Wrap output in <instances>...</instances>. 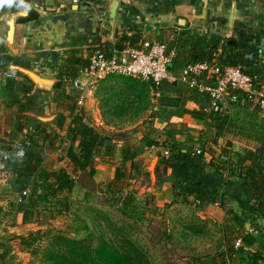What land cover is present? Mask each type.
Segmentation results:
<instances>
[{"label":"crops","instance_id":"crops-1","mask_svg":"<svg viewBox=\"0 0 264 264\" xmlns=\"http://www.w3.org/2000/svg\"><path fill=\"white\" fill-rule=\"evenodd\" d=\"M115 1L118 2L116 14L111 18L109 10ZM30 11H35L37 17L17 21V17ZM11 17L14 33L10 42L7 32ZM121 31L136 32L145 40L163 41L174 48L176 75H180L183 65L190 61L194 39L198 41L202 61H207L204 52L213 42L228 38H235L242 47L258 48L264 57V0H105L101 3L94 0H0V264H23L28 260L31 256L23 258V253H33V248L25 242L27 235H34L44 222L36 215L29 217L25 211L27 203L21 195L29 188L22 191L7 165V157L13 154L19 163L24 151L31 147L32 136L39 139L44 149L42 167L58 170L72 165L67 152L70 146L76 148L79 137L74 138L69 129L71 119L76 111L82 115L100 113L95 100L90 104L93 97L88 94L91 95L98 82H107L109 86L116 77L95 80L87 71H81L75 77L79 87H75L74 79L60 80L59 63L68 51L77 50L80 54L84 48L98 42L113 48L116 33ZM212 64L215 63H210L205 75L214 74ZM25 69L36 72L48 82L34 81ZM175 84L167 83L159 92L154 91L148 108L128 125L132 128L130 132L138 156L150 162L148 169L155 177V194L164 186V197L172 199V189L167 186H173L176 176L171 168L167 169L165 177L154 173L162 147L148 144L136 135L143 128L148 138L159 141L168 134L164 126L169 124L178 130L170 136L182 150L203 152L201 175L210 177L218 192L226 193V207L239 214V220H230L229 224L243 229L248 237L238 239L236 244L244 254L253 251L264 254V219L256 211L241 207L232 197L245 198L240 177L227 175L226 171L218 173L205 164L211 157L231 158L229 152L239 153L240 163H246L248 153L257 143L232 129L223 130L216 138V128L202 96L192 93L184 82ZM62 88L69 90L72 96L62 95ZM226 108L230 111V106ZM39 125L49 133L46 139L40 138ZM81 130V124L75 128L77 136ZM96 171L101 177L107 172L108 179L114 175V167L108 170L98 167ZM30 180L36 181L37 176ZM204 206L200 212L208 209L225 215V210L216 203ZM223 240L222 236L216 240V247L222 248Z\"/></svg>","mask_w":264,"mask_h":264},{"label":"trees","instance_id":"trees-1","mask_svg":"<svg viewBox=\"0 0 264 264\" xmlns=\"http://www.w3.org/2000/svg\"><path fill=\"white\" fill-rule=\"evenodd\" d=\"M27 1V0H24ZM95 2H104L105 0H94ZM20 2L18 5L20 6ZM37 17L35 11H30L25 16L17 17V21L25 22ZM145 39L136 32H118L116 33L114 47L121 50L126 47H141ZM92 42V41H91ZM94 45V44H93ZM94 48H100L107 55L111 54V49L105 43L98 42L94 46L84 48L80 54L77 50L68 51L65 57H62L59 63L58 77L62 79H75L81 71H87L90 64V55ZM219 49V50H218ZM218 51V52H217ZM207 62L220 63L228 66H237L242 73L250 76L253 80V86L264 91V57L260 54L258 48L253 46L242 47L236 43L235 38L224 39L219 42H213L209 49L204 52ZM202 53H199L198 41L194 39L190 50V62L202 61ZM115 81L120 85L111 84L107 86V95L99 96L100 109L105 115L113 118L133 120L141 111L148 108L150 97L155 89L150 81L139 77L115 75ZM105 76V77H107ZM71 80V81H72ZM176 86L175 83H172ZM233 90H238L231 88ZM62 95L72 96L65 88H62ZM242 97L238 96L236 101H230V111L227 108L220 111H209V117L216 128V138L223 130L232 129L239 135L245 136L257 143L254 150L248 153L246 159L248 162H232L231 158H223V164L218 165L215 159L211 157L205 164L218 173L227 172V175L240 177L245 192V198L232 195L233 198L243 208L256 211L264 219V119L260 118L261 110L258 105V97H255V103L252 107L242 104ZM241 108L231 113L232 109ZM82 125V130L77 136L75 128ZM70 130L73 137L78 138L76 148L70 146L67 152L68 158L72 161L73 170H85L91 165L95 156H100V162L114 166V175L106 181V188L115 195L130 185L133 168H140L137 162V151L135 145L128 139L124 132H115L108 134L97 131L91 124H85L78 111L73 115L70 122ZM168 134L161 140L151 139L148 144L160 145L168 149L165 155L162 151L159 153L157 163L154 167V173L160 176H167V169L171 168L176 176V182L184 189L181 197L183 201L191 204L189 197L192 196L198 201L197 207H202L207 203H216L225 210L228 216L227 222L222 228L223 247L212 254L198 261L197 264H262L264 254L259 251H253L251 254H244L242 248L236 244L237 240H247L243 229L234 228L228 220L237 222L239 214L226 207V193L216 190L214 181L210 177H204L201 173V159L203 152L197 149L184 151L170 136L178 131L169 124L164 126ZM38 134L46 139L49 133L45 127H38ZM122 139L120 144L119 157L115 159L117 151V141ZM216 140V139H214ZM31 147L24 151L23 158L17 162L15 155L7 157V165L10 166L14 179L20 184L22 191L29 188L21 197L26 201V212L29 217L36 215V218L42 220L40 216L44 204L50 206L49 213L46 215L52 218L56 213L69 208V195L75 186V180L72 177V171L60 167L58 170H48L42 167L43 147L38 138L30 137ZM224 151L227 152L225 148ZM230 156V155H229ZM203 169V168H202ZM204 170V169H203ZM93 174V172H92ZM37 176V180L32 182L30 177ZM175 182V183H176ZM213 184V185H211ZM121 200V196H115L110 202L112 205ZM43 204V208L40 205ZM126 203L124 198L119 206L122 212L125 210ZM259 228V227H258ZM261 230V229H260ZM263 231V230H262ZM39 231L35 232V235ZM264 235V232H262ZM113 242V241H112ZM109 242L101 239L98 245H91L86 238L70 237L62 230H58L50 238V247L47 251V259L51 264H151L147 252L142 246L130 238L121 242ZM30 245L29 243H27ZM35 253L36 250L33 249Z\"/></svg>","mask_w":264,"mask_h":264},{"label":"rangeland","instance_id":"rangeland-1","mask_svg":"<svg viewBox=\"0 0 264 264\" xmlns=\"http://www.w3.org/2000/svg\"><path fill=\"white\" fill-rule=\"evenodd\" d=\"M210 77L215 78V75H210ZM106 83L98 82L92 89L91 95L88 94L93 97V100L89 99L90 104L95 100L94 105L100 107L99 96L104 97L108 93V84ZM111 84L120 85L115 80ZM229 92L241 96L242 104L247 106L254 104L257 99L255 97L260 96L256 92L247 93L231 88ZM227 101V107H229L230 101L229 99ZM258 105L261 110L258 119L261 120L260 118L264 119V108L259 101ZM236 110L242 109L234 108L231 113ZM99 112L94 115L87 113L84 116L79 111L85 124H91L97 131L108 134L124 132L136 148L133 134L130 132L132 128L128 126L136 118L120 120L109 115L104 116L101 109ZM235 130L237 129L235 128ZM145 132V129L140 128L136 137L147 142L149 138L144 134ZM116 141L118 148L115 159L119 157L118 152L123 140ZM229 155L232 156V162H236V159L239 162L241 159L238 158L239 153L229 152ZM223 158L218 157L215 159V163L222 165L225 160ZM137 162L140 168L132 169L130 185L119 195L107 190L105 183L109 180L107 172L104 171L103 177H101V174L96 171L98 167H104L106 170L108 167H114L110 163L100 162V156H95L91 165L85 170H73V165L65 166L70 173L74 171L72 177L75 180V186L68 197L69 208L48 218L46 215L49 213L50 206L44 204L43 208V204L40 205L43 210H46L40 214L44 220L40 227L42 231L39 230L36 235H27L25 241L36 252L23 253V258L31 256L28 260L25 259L23 264H51L47 259V251L51 246L50 238L58 230H62L70 237L86 238L91 245H98L101 239L118 243L130 238L144 248L151 264H197L198 261L205 259L207 254L210 255L217 251L220 246L216 247L218 243L216 240L222 236L221 228L227 222L228 216L208 209L205 212H200L205 209V206L197 207L198 201L192 196L189 197L191 204L183 201L181 197L185 192L178 182L173 183V186H167L172 189V199L164 197L166 191L164 186L160 187L156 195L154 192V190L156 191L154 189L155 177L148 169L150 162L146 159L144 161L143 157L138 156V153ZM115 196H121V200L112 205L110 202ZM123 198L127 204L125 207L127 213L119 209ZM219 223L220 225H218ZM31 249L29 248V250Z\"/></svg>","mask_w":264,"mask_h":264},{"label":"built area","instance_id":"built-area-1","mask_svg":"<svg viewBox=\"0 0 264 264\" xmlns=\"http://www.w3.org/2000/svg\"><path fill=\"white\" fill-rule=\"evenodd\" d=\"M175 50L167 43L157 40H145L141 47H126L121 50L113 47L107 55L100 48H94L90 55L87 70L91 79L103 78L110 74L139 77L150 81L155 92H159L167 83L184 82L192 93L202 96L205 108L220 111L229 101H236L238 96L230 94V88L244 92H256L258 101L264 108V91L253 86L250 76L242 73L237 66L212 64L215 78L205 75L210 67L207 61L186 62L176 75L173 68ZM73 86L79 87L75 78ZM199 151V149H197ZM167 155L168 149L162 147ZM227 264V263H225Z\"/></svg>","mask_w":264,"mask_h":264},{"label":"water","instance_id":"water-1","mask_svg":"<svg viewBox=\"0 0 264 264\" xmlns=\"http://www.w3.org/2000/svg\"><path fill=\"white\" fill-rule=\"evenodd\" d=\"M117 4H118V2L115 1L109 10V16L111 18L115 17ZM8 25H9V28H8V32H7V40L11 42L13 40V33H14V18L13 17H11L8 20ZM25 72L36 82H42V83L48 82L47 79L41 77L40 75H38L36 72H34L32 70L25 69Z\"/></svg>","mask_w":264,"mask_h":264}]
</instances>
